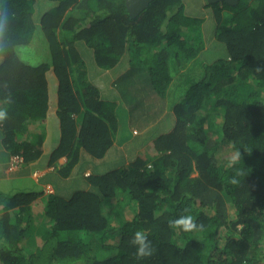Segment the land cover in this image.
<instances>
[{"label":"trees","instance_id":"obj_1","mask_svg":"<svg viewBox=\"0 0 264 264\" xmlns=\"http://www.w3.org/2000/svg\"><path fill=\"white\" fill-rule=\"evenodd\" d=\"M0 110V264H264V0H0Z\"/></svg>","mask_w":264,"mask_h":264},{"label":"clouds","instance_id":"obj_2","mask_svg":"<svg viewBox=\"0 0 264 264\" xmlns=\"http://www.w3.org/2000/svg\"><path fill=\"white\" fill-rule=\"evenodd\" d=\"M5 118V111L0 110V120H3ZM169 227L182 228L184 231H192L197 227V225L194 223L192 217L189 215L186 217L182 216L176 220H170ZM131 243L137 246V251L135 253L137 258H144L152 254L151 242L148 241L147 235L144 232H135L134 238L132 239Z\"/></svg>","mask_w":264,"mask_h":264},{"label":"water","instance_id":"obj_3","mask_svg":"<svg viewBox=\"0 0 264 264\" xmlns=\"http://www.w3.org/2000/svg\"><path fill=\"white\" fill-rule=\"evenodd\" d=\"M155 0H126V5L131 18H136L144 12ZM225 1L231 5H238L240 0H209V2Z\"/></svg>","mask_w":264,"mask_h":264},{"label":"rangeland","instance_id":"obj_4","mask_svg":"<svg viewBox=\"0 0 264 264\" xmlns=\"http://www.w3.org/2000/svg\"><path fill=\"white\" fill-rule=\"evenodd\" d=\"M80 52H81V55H82V56L87 55V54L85 53L83 47H82V48L80 47ZM204 56L207 57V53H206ZM200 60H201V59H200ZM195 64H196V63H195ZM195 64H193V65H191L190 67H188V68H189V71H188V70L184 71V72H188V73H186V74L184 73L185 75H184L183 77L180 78V79H181V85L178 86V87H180V89H179V91H178V94H179V95H182V94L184 93V91H183V89H182L181 87L184 86V81L189 80V79L192 77V76L190 75V72H191L192 70L196 69ZM89 69H92V68H89ZM188 74H189V75H188ZM107 78H108V77H107ZM94 83H95V85H97V86H103L102 84H104V83H102V82H99L98 80L94 81ZM109 95L111 96V94H109ZM205 115H207V113H206ZM164 127H165V128H169V125L165 124ZM16 169H17V168L14 167V170H16ZM34 177H35V178H38V177H36L35 175H34ZM27 179H28V178H27ZM23 187H24L25 189H32V188L34 187V185H33L32 182H26V184H25ZM7 188H8V187H7ZM48 190L51 191V188L48 187Z\"/></svg>","mask_w":264,"mask_h":264},{"label":"crops","instance_id":"obj_5","mask_svg":"<svg viewBox=\"0 0 264 264\" xmlns=\"http://www.w3.org/2000/svg\"><path fill=\"white\" fill-rule=\"evenodd\" d=\"M64 161H65V159H63V158L60 160L61 163H63ZM35 172H36V173H35ZM35 172L33 173L32 177H33L34 180H36V181H38L39 178L42 177V176L45 174V172H42V171H35ZM34 175H35L36 177H38V178H35ZM47 187L52 188L51 185H48Z\"/></svg>","mask_w":264,"mask_h":264},{"label":"built area","instance_id":"obj_6","mask_svg":"<svg viewBox=\"0 0 264 264\" xmlns=\"http://www.w3.org/2000/svg\"><path fill=\"white\" fill-rule=\"evenodd\" d=\"M22 158H20V157H15V158H13V161H12V168H11V170H13L14 169V167L15 168H17L19 165H20V163L22 162Z\"/></svg>","mask_w":264,"mask_h":264}]
</instances>
